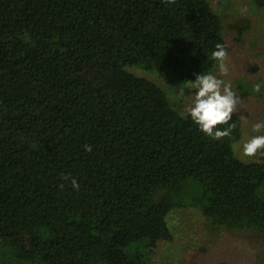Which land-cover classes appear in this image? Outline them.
<instances>
[{
  "label": "trees",
  "instance_id": "trees-1",
  "mask_svg": "<svg viewBox=\"0 0 264 264\" xmlns=\"http://www.w3.org/2000/svg\"><path fill=\"white\" fill-rule=\"evenodd\" d=\"M217 42L207 0H0L2 264H148L185 208L264 236V163L236 156L241 119L211 141L130 71L194 79Z\"/></svg>",
  "mask_w": 264,
  "mask_h": 264
},
{
  "label": "rangeland",
  "instance_id": "rangeland-1",
  "mask_svg": "<svg viewBox=\"0 0 264 264\" xmlns=\"http://www.w3.org/2000/svg\"><path fill=\"white\" fill-rule=\"evenodd\" d=\"M207 1L222 19L223 36L232 63L230 77L237 82V95L241 97L234 114L241 119L242 136H246L251 132L252 123L264 118V87L259 92L253 90L256 83L264 84V0ZM243 28L244 33L240 36L238 32ZM130 71L160 86L179 112L178 102L172 94L187 81L167 73L142 69ZM167 222L173 240L159 242L148 264H264L262 235L214 230L209 220L198 209L192 208L172 211ZM2 259L0 256V264Z\"/></svg>",
  "mask_w": 264,
  "mask_h": 264
},
{
  "label": "clouds",
  "instance_id": "clouds-1",
  "mask_svg": "<svg viewBox=\"0 0 264 264\" xmlns=\"http://www.w3.org/2000/svg\"><path fill=\"white\" fill-rule=\"evenodd\" d=\"M207 59L213 64L212 70L204 69L195 74L194 79L185 80L187 83L177 88L172 97L178 102L179 114L183 119L189 120L209 140L219 142L225 137H233L237 127L233 114L241 97L237 95V82L230 77L232 63L228 46L215 43ZM262 87L264 84L258 82L253 90L259 92ZM233 148L241 160L264 163V118L255 120L251 132L238 137ZM85 151H91V146L86 145ZM64 179H69V176L66 175ZM71 186L79 189L75 178H71Z\"/></svg>",
  "mask_w": 264,
  "mask_h": 264
}]
</instances>
